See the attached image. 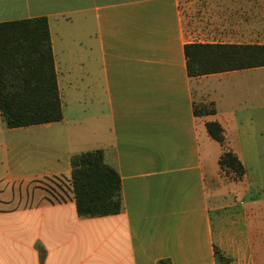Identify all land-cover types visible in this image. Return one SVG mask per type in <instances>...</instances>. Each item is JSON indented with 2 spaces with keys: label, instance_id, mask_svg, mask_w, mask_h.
I'll use <instances>...</instances> for the list:
<instances>
[{
  "label": "crops",
  "instance_id": "0c3cea01",
  "mask_svg": "<svg viewBox=\"0 0 264 264\" xmlns=\"http://www.w3.org/2000/svg\"><path fill=\"white\" fill-rule=\"evenodd\" d=\"M34 18L47 20L63 119L38 125L50 154L29 144L36 126L0 123V264H264V193L246 181L247 144L264 132V85L249 73L264 67L191 79L184 55L264 45V0H0V23ZM225 76L218 96L212 79ZM194 91L214 114L194 116ZM69 105L84 110L82 130ZM208 122L225 142L205 163ZM97 149L120 176L123 210L83 218L70 161ZM225 150L245 169L235 184L247 208L218 190Z\"/></svg>",
  "mask_w": 264,
  "mask_h": 264
},
{
  "label": "trees",
  "instance_id": "16d2710c",
  "mask_svg": "<svg viewBox=\"0 0 264 264\" xmlns=\"http://www.w3.org/2000/svg\"><path fill=\"white\" fill-rule=\"evenodd\" d=\"M187 75L194 79L264 67V45L184 46ZM194 116L215 113L212 103L193 102ZM63 107L57 85L49 27L45 18L0 23V123L25 128L61 122ZM209 137L224 147L223 129L217 122L205 125ZM70 187L79 217L118 215L123 210L121 179L104 162L101 149L71 157ZM222 175L237 181L245 169L231 151L219 158ZM219 261L227 262L214 249Z\"/></svg>",
  "mask_w": 264,
  "mask_h": 264
},
{
  "label": "rangeland",
  "instance_id": "374dc122",
  "mask_svg": "<svg viewBox=\"0 0 264 264\" xmlns=\"http://www.w3.org/2000/svg\"><path fill=\"white\" fill-rule=\"evenodd\" d=\"M249 78L253 79V82L261 81L262 86L264 85V68L261 70H258L257 72H250ZM228 76H225L223 78H215L212 79L213 84H215L218 88L217 95L218 96H224V92L226 90V83L228 81ZM263 88V87H262ZM263 90L262 89V107L264 106L263 102ZM224 91V92H223ZM194 99L195 102H201V96L198 92L194 91ZM259 103L257 100H255L254 93L252 97V102L250 104L251 111L254 113L255 109L258 107ZM262 113L264 114V109L262 110ZM84 110L82 108H77L74 105H69L67 108H65V117L67 118V123H69L72 120V117L74 116L77 120V127H79L81 130L83 129L86 119L83 116ZM40 126L33 127L29 130H27V135L29 138V144H35L39 145V148L37 147L35 150L39 153L44 154H50L52 153L50 148H46L44 145H48V140L50 137H47L42 130L39 129ZM210 141L215 145L211 149V154L207 151L206 145L203 144V160L205 163H208L209 161H213V156L216 154L220 148V144L210 139ZM247 157L249 158V161L247 163V182H253V190L252 193L256 194L257 187H261V191L264 193V132H261L257 134V136L254 138H251L249 143L247 144ZM47 165H44L43 169L44 172H47ZM50 181L54 179H49ZM47 182V181H46ZM237 180L232 176H226L221 174V182L219 184V191L221 193H231L232 198H235L236 202H242L241 207L247 208L249 206L250 197L247 196L245 191L242 188H239L241 186L240 184L236 185L235 183ZM212 186V184H210ZM237 186V188H236ZM256 186V187H254ZM249 192V191H248ZM251 193V194H252ZM260 193V191L258 192ZM260 206V205H259Z\"/></svg>",
  "mask_w": 264,
  "mask_h": 264
}]
</instances>
